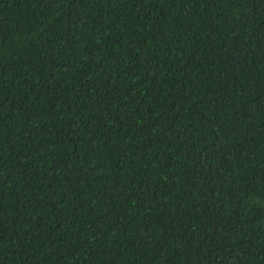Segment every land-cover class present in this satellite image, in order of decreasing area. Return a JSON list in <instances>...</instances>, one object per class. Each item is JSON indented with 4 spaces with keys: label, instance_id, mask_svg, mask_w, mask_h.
<instances>
[{
    "label": "trees",
    "instance_id": "16d2710c",
    "mask_svg": "<svg viewBox=\"0 0 264 264\" xmlns=\"http://www.w3.org/2000/svg\"><path fill=\"white\" fill-rule=\"evenodd\" d=\"M0 264H264V0H0Z\"/></svg>",
    "mask_w": 264,
    "mask_h": 264
}]
</instances>
